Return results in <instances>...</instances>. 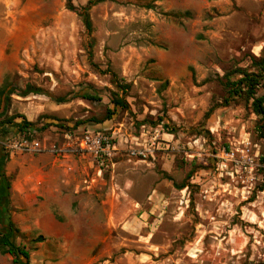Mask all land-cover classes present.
<instances>
[{
  "label": "rangeland",
  "instance_id": "374dc122",
  "mask_svg": "<svg viewBox=\"0 0 264 264\" xmlns=\"http://www.w3.org/2000/svg\"><path fill=\"white\" fill-rule=\"evenodd\" d=\"M72 1L81 8L91 0ZM17 10L7 16L10 41L0 27V83L42 90L13 95L10 114L35 123L33 141L45 150L10 149L4 215L31 264H264V171L251 191L237 163L222 167L212 156L245 137L264 154L261 118L245 97L230 98L227 86L228 78L257 71L264 0H104L89 10L90 31L66 0H21ZM111 72L130 87L127 110L111 102L122 96ZM88 86L95 100L78 96ZM108 111L115 113L111 120L92 121ZM154 129L161 134L153 157L129 156L126 139L148 146ZM86 130L113 136L121 152L115 168L103 170L97 187L104 196L84 199L106 202L108 190L128 187L140 204L133 227L108 226L107 203L90 214L65 195L59 206L53 202L59 198L53 186L63 185L64 175L53 169L50 149ZM22 139L13 130L7 145L19 147ZM155 192L161 196L151 205ZM91 216L100 226L87 225ZM0 264H13V257L0 251Z\"/></svg>",
  "mask_w": 264,
  "mask_h": 264
},
{
  "label": "trees",
  "instance_id": "16d2710c",
  "mask_svg": "<svg viewBox=\"0 0 264 264\" xmlns=\"http://www.w3.org/2000/svg\"><path fill=\"white\" fill-rule=\"evenodd\" d=\"M102 1L104 0H91L86 7L77 8L74 6L72 0H66V7L71 11L77 12L82 18L86 28L90 31L92 23L89 10L92 5H96ZM255 67H257V71L251 73L243 71L240 73L241 77L235 81L228 78L227 86L230 98L245 97V100L251 103L253 112L261 118L260 122L262 123L258 129L260 135L264 138V51L262 57L259 60H256ZM110 74L116 88L122 93V96L115 93L111 102L114 105L115 110H127L128 103L126 101V94L130 87L117 82V75L115 73L111 72ZM92 92L93 87L88 86V90H81L78 93V96L87 100H95ZM41 93V89L34 88L31 85H28L25 89L11 85L6 81L0 85V251L2 254L11 255L13 257V264H31V255L26 247L16 243V237L19 230L14 223L10 221V216L5 220L4 214L10 213L9 190L11 189L10 178L6 174V166L10 161V149L7 147V141L13 130H15L16 133L23 135L28 140L33 141V134L36 132V127L35 123L28 121L23 115L10 114L11 101L13 95L25 98L30 94ZM49 97L61 103L67 101L65 97L56 98L50 94ZM114 111H108L102 119H94L92 121L96 124H101L111 120L112 116L115 114ZM211 113L212 110L208 112L207 117H209ZM19 118H21V121L18 122L17 120ZM261 161L264 164V154H262ZM185 187V185H181L178 188L182 190Z\"/></svg>",
  "mask_w": 264,
  "mask_h": 264
},
{
  "label": "crops",
  "instance_id": "0c3cea01",
  "mask_svg": "<svg viewBox=\"0 0 264 264\" xmlns=\"http://www.w3.org/2000/svg\"><path fill=\"white\" fill-rule=\"evenodd\" d=\"M21 3V0H0V27L7 29V39L10 41L11 36L13 35V24H8V15H14L13 12L16 14L18 13L17 9L19 4ZM15 7V9H14ZM14 9V11H13ZM11 23V22H10ZM16 46V45H15ZM13 49V48H12ZM0 50H3L0 48ZM13 50L19 51L20 49L18 47H15ZM12 58H16L15 55H12ZM4 68L2 67L1 70ZM11 67L7 68V72H9ZM4 73V72H3ZM1 85V83H0ZM8 143V142H7ZM10 158H13V152L10 151ZM10 162V161H9ZM8 162V164H9ZM6 166V174L9 175V165ZM116 162L114 159V164L107 166L108 168H115ZM99 165L96 160L92 159L90 156L85 155H75L74 153H70L66 157H56L53 163V169L59 170L64 175L63 179V185H58V183L54 184L53 191L54 194L59 197L54 199L55 206H59L63 201L60 198L61 195H65L64 201L66 202L68 199L72 201L71 206L77 207L81 210H84L85 212H88L92 214L95 212V209L97 206L101 207V203L109 204L110 209H106L107 212V221L106 223L108 226H117V227H125L130 228L133 227V223L131 224V219H134V216L137 212V209L135 208V205H140L139 203H136L133 196H131L130 192L128 191V187H121L120 192H116L115 189L108 190L106 193L108 199L106 202L102 201L99 202L97 199L95 201H88L85 200V197H92L95 198L98 196L101 198L104 196L102 193L103 189H98V185H101L104 182V179L102 177H98L97 173L99 170ZM106 168V167H105ZM104 168V169H105ZM103 169V170H104ZM102 170V175H103ZM116 176H112V179H115ZM89 181H95L94 188L88 190L86 185V182ZM64 184H66L64 186ZM41 188V187H38ZM100 188V187H99ZM101 191V192H99ZM99 192V193H98ZM113 195V198L109 200V197ZM121 196H123L121 198ZM161 196L160 193L155 192L154 194L150 195V202L151 205L156 202V198H159ZM115 197V198H114ZM98 198V199H99ZM156 205V204H155ZM102 209L106 208L101 207ZM155 210V206L154 209ZM150 213H153V211H150ZM147 215V211H144V214H142L141 218L145 219V216ZM130 219V220H129ZM94 216H91L88 219L87 225L88 226H100V223L97 224V222H93ZM100 222H103L100 220Z\"/></svg>",
  "mask_w": 264,
  "mask_h": 264
},
{
  "label": "built area",
  "instance_id": "2783aa9c",
  "mask_svg": "<svg viewBox=\"0 0 264 264\" xmlns=\"http://www.w3.org/2000/svg\"><path fill=\"white\" fill-rule=\"evenodd\" d=\"M160 130L154 129L151 143L145 145L146 141L139 138L126 139V143H130L128 149L129 156H136L146 160L153 157L157 145L160 144ZM66 142L62 147L54 146L50 151L57 157H66L70 153L94 157L99 165L98 177H102V170L114 164V159L120 154L121 149L119 141L117 142L113 136L98 130H86L79 136L71 134L65 135ZM234 146V148H233ZM9 149H20L26 152L43 151L45 147L39 141L30 142L28 139H22L18 147L17 144L7 145ZM215 160H222L220 166H224L225 161H233L241 167V172L246 177V181L252 186L249 187L253 191L254 181L260 171H264V164L261 161L262 154L259 146L253 144L249 138H242L240 142L230 143V146L223 147L219 154L214 153ZM219 165V164H218ZM95 181L86 182L88 190L94 188Z\"/></svg>",
  "mask_w": 264,
  "mask_h": 264
}]
</instances>
